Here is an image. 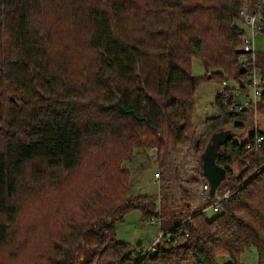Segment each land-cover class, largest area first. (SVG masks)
<instances>
[{
	"label": "trees",
	"instance_id": "obj_1",
	"mask_svg": "<svg viewBox=\"0 0 264 264\" xmlns=\"http://www.w3.org/2000/svg\"><path fill=\"white\" fill-rule=\"evenodd\" d=\"M244 2L259 0H0V264H240L251 250L264 264V131L251 109L223 104L247 79ZM256 63L262 111L264 53ZM205 81L226 87L195 124ZM223 130L235 137L216 155L226 178L215 194L229 193L217 212L192 206L185 186L200 180L179 175L181 207L169 213L158 216L150 197L130 199L123 163L134 153L157 149L158 173L187 149L202 177L204 149ZM135 210L169 224L139 257L115 237Z\"/></svg>",
	"mask_w": 264,
	"mask_h": 264
},
{
	"label": "rangeland",
	"instance_id": "obj_2",
	"mask_svg": "<svg viewBox=\"0 0 264 264\" xmlns=\"http://www.w3.org/2000/svg\"><path fill=\"white\" fill-rule=\"evenodd\" d=\"M254 51L259 55L264 53V34L261 32L255 36ZM191 74L200 79L205 76L206 71L200 60L195 58L191 60ZM260 75L261 74L258 73L257 78L260 79ZM227 86L230 89H234L237 85L235 84V81L231 79L228 81ZM237 90L232 92V96L236 101L242 102L245 99V91L242 90L239 92ZM217 92H219V86L211 81L202 82L197 88L195 93V124H199L204 117L212 116L216 112L217 106H215L213 102L217 96ZM252 117L257 125L256 127L264 131V109L260 111L256 107L252 110ZM246 136V133L242 134L241 140L245 139ZM152 151L155 152L157 159V149L155 148L146 152L140 151L138 154L134 153L130 160L124 162L123 168L128 170L131 176V188L128 193L130 199H134L137 196H147L155 199V202H157V215L161 216L162 213H169V211L176 207H181L179 184L175 181L174 176L179 175L182 181H188L189 179H196L199 181L200 164L197 163L194 154L187 149H183L178 155L172 154L165 164L163 172H159V178L162 174L168 185V188L165 191V196L159 195L160 182L159 178H156L155 176L157 173V165L155 162L156 159L154 160L150 155V152ZM198 186H185V188L189 192L190 196L188 200L192 203V206L199 207L202 210L203 208H206L204 205L206 204L208 197L206 196L203 200H197L198 195H195L194 191ZM211 204L209 206H211ZM165 215L167 217L169 216V214ZM205 215L208 217L211 216L212 210L207 209ZM154 220L155 222L151 223L150 217L143 219L142 214L139 211H130L123 217L122 222L115 225V237L118 241L129 244L132 250H134L135 255L139 257L140 254L143 255L150 247H152L161 236L162 230L169 229V224L166 223L164 217L158 218L155 216ZM219 263L227 264L228 259L222 258L219 260ZM240 264H257L254 252L251 250L242 255L240 258Z\"/></svg>",
	"mask_w": 264,
	"mask_h": 264
},
{
	"label": "built area",
	"instance_id": "obj_3",
	"mask_svg": "<svg viewBox=\"0 0 264 264\" xmlns=\"http://www.w3.org/2000/svg\"><path fill=\"white\" fill-rule=\"evenodd\" d=\"M264 6V0H259V3L251 6L248 3H244L240 9L239 17L243 29L242 39V55L238 58V62L245 69V75L247 79L244 81L245 99L242 102L236 101L232 106L227 103H223L228 107L229 112L239 113L244 110H254L257 106L258 100L261 96V90L259 88L260 79L257 78L260 69L256 63V52L254 51V39L255 36L260 32V24L263 19L261 9ZM226 87V82H222L219 86V93H221ZM262 137L256 138V143L261 142ZM153 152V151H152ZM150 152V155L155 160V152ZM156 178H159L160 173L155 174ZM201 183L198 188L194 191L195 195H198L197 200H203L206 196H210V185L207 180L202 176L199 177ZM204 196V197H203ZM215 201L211 206L204 208L202 211L206 212L207 209H211L213 212H217L221 201H226L229 198V193H223L221 195H214ZM154 218L151 219V223H154ZM163 234V233H162ZM161 234V235H162ZM149 249H152L150 247Z\"/></svg>",
	"mask_w": 264,
	"mask_h": 264
},
{
	"label": "water",
	"instance_id": "obj_4",
	"mask_svg": "<svg viewBox=\"0 0 264 264\" xmlns=\"http://www.w3.org/2000/svg\"><path fill=\"white\" fill-rule=\"evenodd\" d=\"M234 137L235 134L229 130L213 134L201 156L203 177L210 185V196L215 195L217 188L226 178L225 171L215 162L219 147Z\"/></svg>",
	"mask_w": 264,
	"mask_h": 264
},
{
	"label": "crops",
	"instance_id": "obj_5",
	"mask_svg": "<svg viewBox=\"0 0 264 264\" xmlns=\"http://www.w3.org/2000/svg\"><path fill=\"white\" fill-rule=\"evenodd\" d=\"M237 90V89H236ZM239 92H241L242 90H237ZM223 131H227V130H223ZM255 254V253H254ZM256 256V255H255ZM256 262H257V257H256Z\"/></svg>",
	"mask_w": 264,
	"mask_h": 264
}]
</instances>
